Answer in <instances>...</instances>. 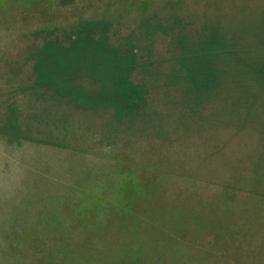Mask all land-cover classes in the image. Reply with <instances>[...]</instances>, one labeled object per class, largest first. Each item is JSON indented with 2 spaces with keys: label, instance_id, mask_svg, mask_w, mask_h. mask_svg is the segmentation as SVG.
Returning <instances> with one entry per match:
<instances>
[{
  "label": "rangeland",
  "instance_id": "374dc122",
  "mask_svg": "<svg viewBox=\"0 0 264 264\" xmlns=\"http://www.w3.org/2000/svg\"><path fill=\"white\" fill-rule=\"evenodd\" d=\"M90 21L107 23L109 46L132 58L129 77L146 90L137 109L60 96L40 80L37 49L69 45ZM199 60L213 71L206 93L187 74ZM89 75L80 68L77 85L96 94ZM126 170L156 185L143 186L136 210L140 239L154 230V244L148 263L120 261L264 264V0H0V264H48L32 251L64 244L78 253L127 237L136 223L119 224L115 210L99 228L72 210L81 197L109 196ZM145 200L152 209L142 210ZM56 216L63 236L34 242L31 231ZM201 218L214 220L203 256L193 230Z\"/></svg>",
  "mask_w": 264,
  "mask_h": 264
},
{
  "label": "trees",
  "instance_id": "16d2710c",
  "mask_svg": "<svg viewBox=\"0 0 264 264\" xmlns=\"http://www.w3.org/2000/svg\"><path fill=\"white\" fill-rule=\"evenodd\" d=\"M107 29V23H100L97 21L85 22L83 25H81L78 35L69 45H61L56 41L45 43L44 46L37 49L38 54L35 57V70L38 73L40 80L43 81L42 83L46 84L50 89L54 90L60 96L74 97L81 102L89 104L97 103V100L102 99L107 102L113 101L115 102L116 106H125L127 110L137 109L140 107L146 94L144 87L145 85L143 83H136L129 77V74L132 70L133 60L127 54L118 52L109 46L108 42L106 41L107 37L105 35ZM98 30L102 32V37L95 38L94 35L97 34L96 31ZM182 64L185 65L184 63ZM83 67L86 68L90 73L89 77L91 76L90 78L95 79L94 84L98 90L96 94H92V91L89 92L85 89H81L82 87L77 85L76 75L78 70ZM187 68L188 77L196 91L199 93H206L211 90L213 87L212 79L214 76L209 63L203 64L201 60H199L197 62L191 63V66ZM203 75H208L210 78L199 79ZM19 137L21 138L22 136L17 134L15 135V138H17L16 142L18 143H20ZM123 172L126 176L124 181L118 179L115 187L110 186L112 192H110L111 194L109 196L104 192L105 188L108 186L105 184L102 188V192H104L103 196L101 195L100 198H97L94 194L93 200L81 197L78 199L77 204H74L72 210L74 213L73 217H75L76 220H78L81 224H85V227L93 226L97 228L103 226L101 223L102 220L108 218L107 215L110 213V211L115 210V214H119V217L116 218L119 224H121L120 221L123 220L125 226L127 224L126 222L135 221L136 223V225H133L134 227L130 232H126L127 237L125 236L123 238L120 232L116 242L107 244L108 247H101V249L99 247L98 249V246H87L83 252L79 251L78 253L73 252L71 247H67L68 245L66 246L64 244L59 247L60 249H57L56 247L50 249L42 247L38 250L32 251V256L34 257L33 261L43 256L42 259L47 257L46 260L48 264H93L92 259L95 258L99 260L103 259L107 264H110V260L116 259L113 257L114 255H117V263L125 264L124 261H120L119 259L128 255L134 257L135 259L141 258L146 263H148L146 255L149 253V246L154 244V230L152 231V229H150L152 233L148 234H150L151 237L149 238L145 236V242L144 240L142 241L139 234L142 233V229L144 228L143 225H138L139 227L137 226L139 221L136 220V214L138 207L140 206L143 186L153 185V189L150 191L153 193V190L156 189V185L154 183H146L144 180L146 176L143 174H137L134 178L130 173L132 170H126V172ZM142 180H144V182ZM152 193L146 194L152 195ZM231 195L233 194L231 193ZM142 204V210L148 211L149 209H152L151 207L146 206L148 204L147 200L143 201ZM104 205V211H102L101 214L99 213V209ZM211 205L218 208L217 205L212 203ZM117 209H119V211H117ZM107 211L109 212L106 214ZM171 211H174V208ZM169 215L171 214L169 213L163 218H159L158 222H164L165 220L170 222L171 219H168ZM66 217L69 216L65 215L64 219ZM60 219L61 216H56L54 219L49 218L48 220L52 224L48 223L47 228L39 227L38 229L32 230L31 234L33 235L34 232L36 235L35 239L33 238V241H42L49 235H51V238H54L55 235H53L52 231L57 232L59 229H61L60 226L63 221ZM147 219H153L155 223V219L150 217V215L147 216ZM206 219L207 218L199 219V223L193 227V230L196 227V230L199 232V235H197L199 240L194 243H198L200 247H204L205 249V251L202 253L198 252L197 255L200 256H203L208 252L205 246L211 242V240H206V238L209 239L211 236V233L208 229V224L213 223L214 220L209 223L207 222L208 224L206 223V225L203 223ZM171 223L175 222L173 221ZM205 228V231L200 230ZM178 230H180L179 226ZM18 232L19 234H15L16 238L21 239L27 237L25 235L26 232L22 235V231ZM60 233H62L63 236L65 230L61 229ZM136 234L138 235L139 239L137 238ZM174 235L177 234L175 233ZM183 238L185 239V236ZM56 239L57 238H55V240ZM179 240H183L182 237H179ZM146 243L149 244L144 246ZM169 243L167 244L169 247L167 248V251L170 250L173 245H169ZM12 245L17 246V241L15 239H12ZM157 246H159V244L156 234V247ZM239 247L241 248V245H239ZM42 249H46V251ZM159 254L161 255V253ZM219 258L224 259V257ZM178 261H180L179 264H191V262L194 260L180 258ZM241 261L244 260L241 259ZM219 262L221 261H218L214 264H219Z\"/></svg>",
  "mask_w": 264,
  "mask_h": 264
}]
</instances>
